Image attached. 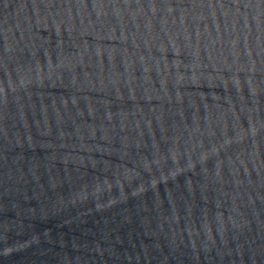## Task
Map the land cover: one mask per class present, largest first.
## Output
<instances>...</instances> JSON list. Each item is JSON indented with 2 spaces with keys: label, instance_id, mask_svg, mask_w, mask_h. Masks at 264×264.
Segmentation results:
<instances>
[{
  "label": "water",
  "instance_id": "95a60500",
  "mask_svg": "<svg viewBox=\"0 0 264 264\" xmlns=\"http://www.w3.org/2000/svg\"><path fill=\"white\" fill-rule=\"evenodd\" d=\"M0 264H264V0H0Z\"/></svg>",
  "mask_w": 264,
  "mask_h": 264
}]
</instances>
